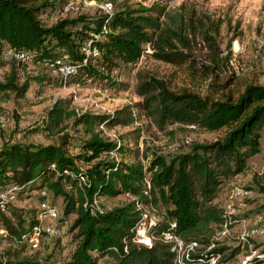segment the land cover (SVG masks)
Instances as JSON below:
<instances>
[{"label": "trees", "instance_id": "trees-1", "mask_svg": "<svg viewBox=\"0 0 264 264\" xmlns=\"http://www.w3.org/2000/svg\"><path fill=\"white\" fill-rule=\"evenodd\" d=\"M65 1L0 0V52L11 48L28 55L23 63L0 57V67H6L0 80L4 100L11 95L24 99L30 83L40 90L50 82L47 64L56 60L77 65L65 86L90 78L123 89L125 83L114 79L113 71L135 64L142 55L170 72L136 69L131 88L136 101L110 113L77 111L70 96L56 97L33 127L55 142L2 145L0 190L20 187L14 201L30 192L40 199L41 189L61 197L58 221L73 216L68 230L74 231L73 248L62 264H95L105 256L113 264H173L167 244L155 239L145 247L132 240L131 229L144 207L153 208L158 216L151 227L154 237L171 231L184 242L199 245L188 264L214 255H218L214 264H240L234 263L238 246L204 249L214 242L223 221L217 198L264 147V77L261 83H239L228 71L217 82L230 57L229 51L221 53L216 41L224 20L194 3L113 7L116 0H95L110 3L111 13L100 10L93 17H70L61 16ZM46 11L55 13L51 24L42 21ZM87 40L96 53L83 62L81 47ZM198 40L204 44L207 62L193 54ZM177 75L183 85L173 86ZM174 125L222 133L209 142L191 143L188 150L165 159L143 134L152 129L169 138ZM77 127L85 138L77 152L69 153L68 129ZM117 127L127 130L110 139L105 132ZM259 190L264 191V185ZM118 196L121 199L113 205L100 203ZM93 198L100 211L93 209ZM12 203L0 210L4 243L0 264H55L40 250L26 248L25 237L39 223L38 208L24 210ZM263 254L264 250L245 264H262Z\"/></svg>", "mask_w": 264, "mask_h": 264}, {"label": "rangeland", "instance_id": "rangeland-1", "mask_svg": "<svg viewBox=\"0 0 264 264\" xmlns=\"http://www.w3.org/2000/svg\"><path fill=\"white\" fill-rule=\"evenodd\" d=\"M61 16L75 17L85 15L93 17L100 12L101 3L95 0H66ZM182 2H191L200 9L210 13L213 17H219L224 20L220 25L219 33L216 38L222 54L230 52L225 73L219 74L217 82H222L228 71L233 72L236 82H256L261 83L264 77V49L260 48L262 40L261 28L264 26V0H116L112 6L120 4L136 5L141 3L149 6L152 4H161L167 7L176 6ZM56 19L53 11H46L42 15V21L45 24H51ZM195 57L207 62L206 50L204 44L198 40L193 50ZM145 67L149 70L159 73L170 72L166 66L151 60L148 56L142 55L135 64H127L119 70L113 71L114 79L125 83V88L116 89L110 81H100L99 79H87L78 84L65 86L56 80L50 78V82L45 84L40 90L35 83H30L29 89L24 99L15 98L12 95L4 100L0 95V118L5 120V124L0 128V147L6 143L23 142L33 144H47L54 139H47L40 132L33 130L44 115L46 109L52 101L58 96H70L77 111L88 110L91 112L109 113L124 104L136 101L132 93L135 70ZM27 68L32 67L27 63ZM6 67H0V80ZM183 78L179 75L173 78V86L183 85ZM232 87V85H230ZM39 91V92H38ZM145 123V121H140ZM127 128H115L110 133L122 134ZM171 137L164 136L161 133L151 131L143 134L144 139L151 148L156 149V154L169 159L177 152L186 151L189 145L194 142H209L221 135L222 131H203L187 129L185 126L174 125L171 127ZM70 135L69 153L78 151V143L85 136L82 130L77 128L68 129ZM55 142V141H54ZM245 186L250 190L249 196L245 199L246 207L237 210L236 219L231 224L232 228L226 234H220L219 229L216 232V242L224 246L233 247L238 244V236L244 228L242 218H249L252 215L259 214L261 222L264 225V191H260V185H264V147L260 152L249 159L248 167L245 172L239 174L232 183L223 189L218 197L217 203L222 207L227 202V195L234 186ZM35 192H30L21 200H16L12 204L24 210L35 208L39 200ZM47 201L54 205L58 220L62 213V199L51 192L47 193ZM121 199L118 196L112 200L101 199L100 203L104 205H113ZM158 216L155 215V219ZM73 216H68L65 221H53V224L61 226V236L58 238L43 237L39 244V250L42 256H50L55 264H62L73 248L72 234L68 227ZM48 221L47 219L43 220ZM246 248L236 254L234 263H239L240 259L251 254L252 257L264 250V233L248 238ZM4 243L0 241V250ZM95 264H113L111 258L105 256L98 258Z\"/></svg>", "mask_w": 264, "mask_h": 264}, {"label": "built area", "instance_id": "built-area-1", "mask_svg": "<svg viewBox=\"0 0 264 264\" xmlns=\"http://www.w3.org/2000/svg\"><path fill=\"white\" fill-rule=\"evenodd\" d=\"M99 7L104 13H111L110 3H101ZM66 8L67 7H64L63 9L66 10ZM261 32L262 40L260 41L259 47L264 49V26L261 28ZM92 37L97 39L98 35L93 34ZM145 48L146 51H149L147 46ZM81 51L84 55L83 62H85L90 55H95L96 48L91 45V40H87L82 45ZM0 57L4 60L13 59L16 62L21 63L28 61V55L26 53L16 51L11 48H4L0 52ZM76 69L77 65L61 60H56L55 62H50L47 64L49 77L52 79L55 78L56 80L58 79V81L63 85L68 77L75 74ZM93 113L97 114L99 112ZM4 124L5 120L0 118V128L3 127ZM99 127L103 129L102 125H99ZM187 129L192 130L194 127L192 125H188ZM105 133L110 137V139L115 138V135L111 134L110 132ZM110 154L114 155L112 152H110ZM82 182L83 179L80 178L78 180V185L80 186ZM19 189L20 187L10 186L0 190V210H4L6 204L14 202L15 193ZM47 193L48 192L44 189H41L38 192V195L41 197L37 206V219L39 223L33 227L31 233L24 239L26 242V248L29 252L39 250V244L41 243L43 237L58 238L61 236V226H58V224H53V221L58 220V215L54 205L47 201ZM249 194L250 190L240 185L234 186L230 189L227 195V202L221 207L223 221L218 226V233L226 234L232 228L231 224L234 222L235 216H237L235 212L246 207L245 199L249 196ZM91 205L93 209L100 211V207L94 198L92 199ZM155 215V210L153 208H143L140 218L131 229L132 240L137 244L150 247L152 242L155 239H158L159 241L167 244L169 250L173 253V264H188L191 255L195 253L199 245H197L195 242H184L180 237L171 231L161 232L159 236L154 237L151 234V227L157 222ZM44 219H47L48 221L44 222ZM261 220L262 219L259 214L252 215L246 219H240V221L244 223V228L239 233L238 244L236 245L239 247V252L242 251L243 247L246 248L245 245L247 246L246 242L248 241V238L264 233V225L262 224ZM170 226L172 227L173 224H170ZM2 233L3 230H0V234ZM216 235L217 234L215 232L213 236L214 242L205 247V251L214 245H218L215 238ZM123 250H125V247ZM262 256H264V254ZM217 258L218 255L209 256L204 260L199 258L197 262H191L190 264H214ZM251 258L252 255L247 254L240 259L239 263L245 264ZM262 264H264V262Z\"/></svg>", "mask_w": 264, "mask_h": 264}, {"label": "crops", "instance_id": "crops-1", "mask_svg": "<svg viewBox=\"0 0 264 264\" xmlns=\"http://www.w3.org/2000/svg\"><path fill=\"white\" fill-rule=\"evenodd\" d=\"M217 200H218V198H217Z\"/></svg>", "mask_w": 264, "mask_h": 264}]
</instances>
